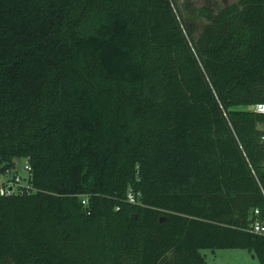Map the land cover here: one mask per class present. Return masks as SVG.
Masks as SVG:
<instances>
[{
    "label": "trees",
    "instance_id": "obj_1",
    "mask_svg": "<svg viewBox=\"0 0 264 264\" xmlns=\"http://www.w3.org/2000/svg\"><path fill=\"white\" fill-rule=\"evenodd\" d=\"M190 5L0 0V264H264V0Z\"/></svg>",
    "mask_w": 264,
    "mask_h": 264
},
{
    "label": "rangeland",
    "instance_id": "obj_2",
    "mask_svg": "<svg viewBox=\"0 0 264 264\" xmlns=\"http://www.w3.org/2000/svg\"><path fill=\"white\" fill-rule=\"evenodd\" d=\"M193 11L202 5H210L213 8H220L226 4L237 0H190ZM180 7L184 10L186 0H178ZM198 32L196 33V35ZM26 159H17L15 168L10 171L9 176L14 173L22 178L21 183L25 184L28 178V170L25 168ZM6 175H0V182L6 179ZM205 256L208 264H259L257 257H255L250 249L247 248H205L201 250Z\"/></svg>",
    "mask_w": 264,
    "mask_h": 264
},
{
    "label": "built area",
    "instance_id": "obj_3",
    "mask_svg": "<svg viewBox=\"0 0 264 264\" xmlns=\"http://www.w3.org/2000/svg\"><path fill=\"white\" fill-rule=\"evenodd\" d=\"M250 108L255 110V111H257V112L264 113V101L252 104V105H250ZM261 141L264 142V132H263V134L261 136ZM25 168L27 170L31 169L28 160H26V162H25ZM9 173H10V171L6 173V177L7 178L5 179V181L7 182V186L6 187H2V189H1L2 192H5V191L11 192L12 190L15 189L13 187L16 184L19 185L20 182H21L22 178L18 175V173H14L13 176H11V177L9 176ZM131 199L133 200L134 198L131 197ZM83 203L84 204L87 203L86 199L83 200ZM255 212L257 213L258 210L256 209ZM252 226H253L254 231H256V232H263L264 231V225L261 224V222L258 219L252 223Z\"/></svg>",
    "mask_w": 264,
    "mask_h": 264
}]
</instances>
